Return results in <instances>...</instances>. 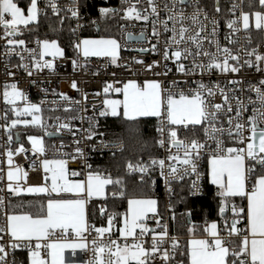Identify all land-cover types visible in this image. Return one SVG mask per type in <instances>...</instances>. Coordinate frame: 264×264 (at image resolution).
Masks as SVG:
<instances>
[{
    "label": "snow or ice",
    "instance_id": "snow-or-ice-1",
    "mask_svg": "<svg viewBox=\"0 0 264 264\" xmlns=\"http://www.w3.org/2000/svg\"><path fill=\"white\" fill-rule=\"evenodd\" d=\"M82 8L81 0H69L63 6L60 0H26L24 8L18 0H0L5 74L16 76L7 67L13 56L19 58L14 68L27 77L45 70L55 74L56 58L69 60L60 40L37 36V47L33 48L22 37L25 31H38L41 17L47 18L49 10L58 17L60 25L65 20L75 21L69 31L76 34L84 27L80 23ZM213 8L210 16L201 0H163L162 7L160 0H120L119 8L101 6L99 15L116 20L117 29L126 33L127 41L139 40L143 46L133 47L111 35L69 40L68 47L77 55L69 60L74 72L86 69L90 57L107 58L109 64L127 69L128 65L119 63L121 50L161 58L146 63L133 57L132 63L165 79L106 82L102 93L94 94L105 97L103 108L97 109L95 104L92 108L99 117L110 115L124 120L130 131H138L142 118H155L157 144L165 151L163 158L150 156L147 162L126 160L115 175L107 169L93 168L87 163L81 140L93 142L91 150L96 151L95 140L104 133L98 131L97 117L83 115L88 94L82 92L77 80L73 79L70 87L81 92L82 100L58 93L65 102L62 111L66 115L49 116L48 120H54L50 124L44 119L43 106L56 101L33 102L19 87V81L3 85L0 98L6 107L0 109V155L6 158L9 169L6 190L17 196L26 192L38 197V202L10 205L0 197V216L4 221L0 226V264H25L17 261V250H26V264H66V250H70L68 264H74L71 257L78 250L81 254L91 253L80 264H264V79L258 81V86L249 83L248 91L255 92L260 105L256 107L249 98V104H253L251 114L246 115L248 104L237 95L245 91L238 74L247 69L264 74V53L259 45H253L252 39L253 33L264 37V0H231L227 18L222 14L221 0H214ZM221 19L226 29L224 43L220 39ZM136 24L142 25L138 37L128 31L129 26ZM81 54L83 62L79 59ZM170 65L176 69L173 75L181 79H167L172 72ZM229 73L237 74V78L229 79L225 87L211 80L213 74ZM205 77L209 83L204 82ZM29 84L38 86L39 81L30 79ZM38 94L46 97L48 88H38ZM113 95L122 99L110 98ZM217 95L222 97L221 103L213 100ZM73 112L79 114L72 115ZM85 119L87 129L75 126L74 121L82 124ZM30 127L43 135L28 134L29 149L24 146L20 129ZM65 132L73 138V150L59 158H47L44 136L59 135L63 139ZM65 147L61 144L59 149ZM99 147L124 151L121 143H105L103 139ZM29 151L44 157L40 161L43 183L25 188L18 181L26 179L27 172L14 165L13 157ZM112 156L115 158L116 153ZM76 160L84 162L86 171L84 178L72 180L70 176L82 175L69 171V162ZM202 160L210 163L211 184L216 186L217 219L210 222L205 218L202 225H196L191 222V211L183 213L189 218L187 231L192 238L181 248L179 237L170 234L164 220V211L169 210L170 219L175 220V210L166 204L161 211L155 188L162 178L171 200L173 183L188 180L191 195H201ZM13 181H17L15 186ZM136 188L147 189L150 194L137 195ZM109 203L124 204L125 211L121 213L115 207L110 210ZM93 218L100 221L99 226ZM197 232H202L204 238H196Z\"/></svg>",
    "mask_w": 264,
    "mask_h": 264
},
{
    "label": "built area",
    "instance_id": "built-area-1",
    "mask_svg": "<svg viewBox=\"0 0 264 264\" xmlns=\"http://www.w3.org/2000/svg\"><path fill=\"white\" fill-rule=\"evenodd\" d=\"M69 0H60L61 6L64 4H67ZM161 7L163 6V0H160ZM81 4L83 5L82 8V16L83 18L81 19L80 23L84 26L76 34H74V41L76 40L77 36L81 39V37L85 36L84 33H91L93 32L98 26L99 22L101 19H105L99 15L98 9L101 6H111V7H120V0H81ZM231 0H221V6H222V14L227 18L228 16V9L230 8ZM201 5L206 8V10L209 11V15L214 14V8L211 6V2L209 0H201ZM91 8L95 9V13L91 14ZM188 11L191 12V8H188ZM63 15V13H62ZM163 16V12L161 13ZM48 16H55L52 14V12L49 10L48 11ZM219 19V16L217 17ZM93 21L96 23L94 24ZM73 27H75V21L71 20ZM123 24V22L121 23ZM141 24H136L135 27L129 26L128 31H131L134 36H139V32L141 29ZM226 31L225 26H224V20H220V39L221 43H224L223 41V34ZM0 35H3V29L0 28ZM37 36L28 38V37H22L26 39V42L28 43L29 47H37L36 44L34 43V40L36 39ZM118 39H121V42H127L133 47H139L143 46L142 42L139 40H131L127 41L126 40V33H122L118 31ZM150 29H149V39H150ZM42 39V38H41ZM252 39H253V45H259L260 50L262 53H264V37H259L256 36L254 33L252 34ZM5 41L0 40V93L3 91V85L5 83H11L13 80L19 81V87L23 90H25L29 97L32 99L33 102H38L41 99H45L47 101H56L57 103L55 104H50L46 103L43 107L45 109L43 116L46 121V123H53L54 120L50 121L48 120L49 116L55 117V116H61L62 118L66 115L63 111L62 108L65 106V102L60 100L58 93H65L69 97L72 98V100H82V94L81 92H77L73 90L70 87V83L73 79L78 81L79 87L82 90L83 93L88 94V99L87 101L84 102V105L87 108L86 112H83V115L85 117H97L99 121V128L98 131L103 132L104 136L103 137H97L95 140V145H96V151H92V143L93 142H85L83 139L81 140V146L85 150V154L87 157V163L92 164L94 166V162L96 161L97 158H103L106 155H111L113 152H118L119 149L116 148H103L101 149L99 147V141L103 139L105 143H111V142H116V143H121L124 146V143L122 141H116L109 139L108 137V128L106 127V122L109 117L112 116H107V117H99L97 112L93 111L92 105L95 104L97 109H102L103 104L102 100L105 98L103 95L96 96L94 95L95 93H102L103 86L106 82L111 83L114 81H126L128 79H135L137 81H143L145 79H165L164 77H154L151 73L145 72L142 68L141 65H136L132 63L133 57L141 58L144 59L146 63L151 62L152 60H160L161 58L159 56L155 55H144V56H138L136 52H131V51H125L121 50L120 52V57L121 60L119 63L128 65L129 67L127 69L123 67H117L115 65H111L108 63L107 58H99V57H90L87 60V68L86 69H76L75 72L73 71V68L69 62L70 59H75L77 58V55L75 54L74 56H67L69 57V60L62 59L60 57H57L56 60L54 61L57 65V71L55 74H50L47 70H45L42 73H37L34 77H27L26 73H24L20 69L14 68V65L19 62V58L16 56H13L10 61L7 62V67L14 70L16 72V76L10 77L5 74V56H4V45ZM214 50V49H213ZM45 59H51V57H45ZM81 62L84 61V58L82 55L79 57ZM163 63V61H161ZM172 67V72L169 73V77L167 79H181L179 75H173L176 72V69L174 66L170 65ZM94 72H98L99 75H93ZM112 73H115L113 76ZM239 78L244 81L243 87L245 88V91L243 93H237V95L240 96L242 100H244L245 104H248V113L246 115L251 114L253 104L256 107H259V101L256 98V94L254 91H248L249 88V83L252 85H257L258 86V81L261 79H264V74L261 73H256L254 70L247 69L242 71V73L238 74ZM199 78V77H197ZM237 78V74H225V75H220V74H213L211 77V80L215 83H219L221 87H225L227 84V81L229 79H235ZM30 79H37L39 81L38 86H32L29 84ZM205 83H209V80L207 77H205ZM119 86V85H117ZM48 88V94L47 96H43L38 94V88ZM225 91H227V88H225ZM119 95H113L110 98L116 99ZM249 98L253 101V104H249ZM213 100L216 103H221L222 102V97L220 95H217L213 98ZM233 104H235V101H233ZM6 107L4 105L2 98H0V109H3ZM79 108V106H74ZM49 108L53 109H59L57 111H49ZM264 110V109H262ZM72 115H77L79 114L78 112H73L71 113ZM28 119H31V117H27ZM157 121V120H156ZM158 123V122H157ZM74 124L76 127L80 129H87L88 128V121L85 119L84 123H80L79 120L74 121ZM227 127V125H225ZM49 131H54V129L49 128ZM21 131V139L24 141V146L25 148L30 149V143L27 142V135L28 134H38V135H43V133L37 129V128H28V129H20ZM0 135H3V133H0ZM156 137H158V133L156 131ZM72 137L68 133H63V139L60 138L59 135L57 137H49V136H44V141H45V146L47 148V158L49 159H54V158H59L64 152H70L73 150V145H72ZM61 144L66 145L67 147L63 149H59V146ZM16 143L13 144V147H16ZM59 149V150H58ZM159 156L158 158H163L165 155L164 149L159 148ZM2 152V150H0ZM43 156H40L39 154L34 155L31 151L28 153H21L19 155H15L13 157L14 160V165H18L22 171L27 172V178L26 179H21L18 181V183L21 185V187H28V186H33V185H38L43 183V171L40 168V161L43 159ZM0 176L4 177V181L0 182V189H5L4 191H0V197L4 198V200L7 203H11L12 199L18 197L15 194H10L6 190V173L9 170L7 166V160L5 157L0 155ZM33 162L37 165L36 168H33ZM208 161L207 160H202L201 165H200V172L202 173L201 175V186H202V194L198 196H192L191 193L189 192V181L186 180L182 182L181 184H186L187 186V193L189 197L191 198H199L205 195L206 193V187L209 184V177H208ZM84 162L81 160H76V161H70L69 162V171H79L82 173L80 177H72L70 176L69 179L75 180V179H82L84 178L83 173L86 171V169L83 167ZM194 178V177H193ZM13 185L17 183V181L12 182ZM177 185L173 183V195L171 197V200H169V195L165 191L163 179H158L157 180V185L155 188V198H157L159 201H161V211H164V206L166 204L170 205L171 208H174V200H175V194H176V187ZM27 193H21V195H26ZM175 210V208H174ZM164 220L168 222L169 224V231L171 235H175L179 237L181 248H184L187 243V237L182 236L179 234H175L171 231V219H170V210L169 211H164ZM3 216H0V226L3 225ZM97 224V226L100 225L99 220H93ZM89 240H91V237H89ZM21 254H26L27 257V252L25 251H20L17 250L16 253V259L17 261H22L21 260ZM42 256L45 255L43 252L41 253ZM69 256H70V250H66L64 253L65 257V262L68 264L69 261ZM91 256V253L87 254H81L79 250L77 251V254L75 256H72L71 259L74 262V264H80L81 259H88ZM47 258V257H46ZM11 259V257H9ZM178 259L180 257L178 256Z\"/></svg>",
    "mask_w": 264,
    "mask_h": 264
},
{
    "label": "trees",
    "instance_id": "trees-1",
    "mask_svg": "<svg viewBox=\"0 0 264 264\" xmlns=\"http://www.w3.org/2000/svg\"><path fill=\"white\" fill-rule=\"evenodd\" d=\"M213 7L214 0H209ZM95 13V9L91 8V14ZM116 20L107 19L104 23L99 26L91 33H84L85 36H118V29L116 27ZM122 23V22H120ZM29 27H32L31 25ZM73 27L71 20H65L63 25L58 22V17L47 16V18L41 17V21L38 27V31L34 33H28L25 31L24 36L32 38L39 36L40 38H58L61 42V46L65 47L67 56H74L76 53L71 47H68L69 40L74 41V34L69 29ZM53 29H61L58 32H53ZM108 128V137L112 140L122 141L124 143V151L116 152V157L106 155L103 158H97L94 162L93 168L104 170L107 169L113 175H115L117 169L123 168L126 160H132L135 162L136 159H143L145 162L148 161L149 157L159 156V149L156 137V125L157 121L155 118H142L139 124L138 131H130V126L124 120L119 117H109L106 122ZM216 189L208 184L206 187V193L204 196L199 198H191L187 193L186 184H180L176 187V194L174 200L175 208V220L171 221V231L175 234L182 236H190L187 228L189 226V218L182 215L187 211L192 212L191 222L196 225H202L205 218L210 222L216 220L214 209L217 205V199L215 196ZM135 194L137 195H149L147 189L136 188ZM38 197L26 195L12 199L10 205H27L29 203H37ZM98 206V205H97ZM109 208L123 213L126 205L121 204L113 206L109 203ZM160 201V209H161ZM93 220H96L93 218ZM196 235H203L202 232H197ZM21 262L27 261L26 254H21Z\"/></svg>",
    "mask_w": 264,
    "mask_h": 264
},
{
    "label": "crops",
    "instance_id": "crops-1",
    "mask_svg": "<svg viewBox=\"0 0 264 264\" xmlns=\"http://www.w3.org/2000/svg\"><path fill=\"white\" fill-rule=\"evenodd\" d=\"M18 3H19V5L22 8L26 7V0H18ZM254 34L256 36H259L260 37V35H257L256 33H254ZM116 99H122V96H118ZM208 177H209V184L212 185L211 184V178H210V163H208ZM212 186L216 189V186L215 185H212ZM26 195H30V194H26ZM26 195H21V196H26ZM31 196H33V195H31ZM18 197H20V196H18ZM90 207H91V205H90ZM186 237H187V243H186V246H187L190 243V240L192 238V235L186 236ZM196 238H204V234L203 235H196ZM47 258L50 259V257H47Z\"/></svg>",
    "mask_w": 264,
    "mask_h": 264
},
{
    "label": "rangeland",
    "instance_id": "rangeland-1",
    "mask_svg": "<svg viewBox=\"0 0 264 264\" xmlns=\"http://www.w3.org/2000/svg\"><path fill=\"white\" fill-rule=\"evenodd\" d=\"M105 20H106V19H101L99 23H100V24H101V23H104ZM21 28H23V26H21ZM99 37H101V36H83V37H81V40H82V39H96V38H99ZM114 37H115V36H114ZM116 38H117V37H116ZM81 55H82V54H81Z\"/></svg>",
    "mask_w": 264,
    "mask_h": 264
},
{
    "label": "water",
    "instance_id": "water-1",
    "mask_svg": "<svg viewBox=\"0 0 264 264\" xmlns=\"http://www.w3.org/2000/svg\"><path fill=\"white\" fill-rule=\"evenodd\" d=\"M53 137H57V136H53Z\"/></svg>",
    "mask_w": 264,
    "mask_h": 264
}]
</instances>
